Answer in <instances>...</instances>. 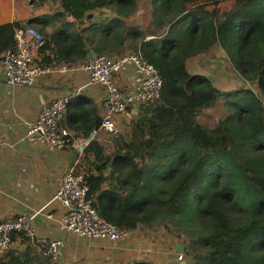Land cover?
<instances>
[{"label":"trees","instance_id":"trees-1","mask_svg":"<svg viewBox=\"0 0 264 264\" xmlns=\"http://www.w3.org/2000/svg\"><path fill=\"white\" fill-rule=\"evenodd\" d=\"M53 1L58 10L37 29L50 64L131 47L163 79L160 98L139 106L129 134L113 137L117 150L107 153L97 139L86 149L76 172L98 214L130 232L162 228L185 246L187 264H264V0H149L144 27L125 21L139 0ZM33 25L0 26V63L16 30ZM215 45L255 90L224 92L189 72L187 61ZM223 97L228 113L203 124ZM81 121L76 133L88 136L102 119L84 109L67 118L72 127ZM30 253L9 252L0 264H53Z\"/></svg>","mask_w":264,"mask_h":264},{"label":"crops","instance_id":"crops-1","mask_svg":"<svg viewBox=\"0 0 264 264\" xmlns=\"http://www.w3.org/2000/svg\"><path fill=\"white\" fill-rule=\"evenodd\" d=\"M58 7V3L53 0H0V26L32 22L33 27L38 29ZM143 12L144 8L141 7L139 14L136 13L125 21L144 27L145 23L140 17ZM130 49L131 47H126L115 53ZM49 55V50L41 51L36 59V64L47 70L37 77L33 86H6L0 63V222L28 214L33 216V228L40 237L64 240L63 254L57 260L52 259L53 264H130L135 260L180 264L177 256L183 254L178 249L181 244L166 232L163 234L162 228H140L131 231L128 239L118 242L88 239L71 234L65 229L67 210L55 199L57 182L71 168L81 170L83 156L70 150H51L42 144L28 141V125L36 120L47 103L73 94L74 97L60 121V127L76 133V128H84V123L77 122L72 127L67 123L69 114L84 109L96 113L102 119L105 114V93L101 86L90 83V74L83 68L87 59L76 64H50ZM226 68L227 59L219 45H215L209 53L187 61L190 73L205 74L213 83L220 85L221 89H230L233 85L232 90L242 89L243 80L238 74L227 72ZM227 82L230 84L227 85ZM118 83L123 90L135 91L139 86V77L131 68H127L119 76ZM141 104L135 103L125 114L115 117L122 138L129 134ZM108 136V133L101 132L97 141L105 147V141L113 140L112 136ZM28 250H31V257L35 253L40 258L47 257L37 248L29 247V242L21 234L14 236L12 246L6 254L12 252L23 255Z\"/></svg>","mask_w":264,"mask_h":264},{"label":"built area","instance_id":"built-area-1","mask_svg":"<svg viewBox=\"0 0 264 264\" xmlns=\"http://www.w3.org/2000/svg\"><path fill=\"white\" fill-rule=\"evenodd\" d=\"M45 44L44 34L32 26L16 30L15 46L3 54L1 62L6 86H33L36 83L37 77L47 70L35 62ZM83 68L90 74V83L101 86L105 93V114L100 126L88 136L61 128L60 121L74 97L73 94H68L43 106L36 120L28 125V141L42 144L51 150H70L84 156L88 146L101 132L112 137L120 133L115 120L117 115L125 114L135 103L154 102L160 98L163 79L159 71L133 49L113 54H91ZM127 68H131L139 77V86L135 91L123 90L118 83L119 76ZM76 171L77 169L71 168L57 182L55 199L67 210L65 229L71 234L88 239H106L110 242L128 239L130 231L107 222L98 214L88 199L89 187L84 182L83 173ZM16 234H21L39 252L53 260L63 254L64 240L40 237L33 228V216L22 214L0 222V258L9 251ZM184 260L183 254L177 256L179 263Z\"/></svg>","mask_w":264,"mask_h":264},{"label":"rangeland","instance_id":"rangeland-1","mask_svg":"<svg viewBox=\"0 0 264 264\" xmlns=\"http://www.w3.org/2000/svg\"><path fill=\"white\" fill-rule=\"evenodd\" d=\"M223 1V0H222ZM139 2H140V4H141V7H143V8H145V6H147L148 5V3H149V0H139ZM140 17L141 18H144V12L142 13V14H140ZM223 53H224V55H225V57H226V59H227V68H226V70H227V72H231V73H233L234 75H236V74H238L234 69H233V67H232V65L230 64V62H228V58H227V55H226V53L223 51ZM214 69V68H213ZM191 74H194V73H191ZM199 75H203V76H205V77H207L205 74H199ZM240 77V76H239ZM242 81V80H241ZM243 82V81H242ZM230 84V82H227V85H229ZM243 84V86H242V88H245V87H247V88H253V87H251V86H247L246 84H244V82L242 83ZM220 90H222V91H224V92H227V91H230V90H232L231 88H233L234 87V85L230 88V89H224V88H222L221 89V87H220V85H218V84H215ZM241 89V88H240ZM254 89V88H253ZM235 90V89H234ZM237 90V89H236ZM255 90V89H254ZM258 90H256V93H258L257 92ZM259 94V96L261 97V98H263L262 96H261V94L260 93H258ZM263 100H264V98H263ZM228 113V106H227V104H226V99L223 97V98H221V99H219V101L217 102V105H216V107L214 108V109H211L206 115H204L203 117H202V122H203V124H205V125H207V126H212L213 124H214V122L218 119V118H221V117H224L226 114ZM109 138H111V136H108ZM113 138V137H112ZM115 140V142H113ZM116 139H114L113 138V140L112 141H110V142H108V141H105V147H106V150L108 151V152H111V151H113L114 149H116V148H118V146L119 145H117L116 146ZM163 234H166L165 233V231H164V233ZM176 240V239H175ZM178 255V254H177ZM184 262V261H183Z\"/></svg>","mask_w":264,"mask_h":264},{"label":"water","instance_id":"water-1","mask_svg":"<svg viewBox=\"0 0 264 264\" xmlns=\"http://www.w3.org/2000/svg\"><path fill=\"white\" fill-rule=\"evenodd\" d=\"M76 155H77V153H76ZM178 249H179V251L180 252H182V253H184L185 252V246H183V245H179L178 246ZM180 264H187L185 261L184 262H181Z\"/></svg>","mask_w":264,"mask_h":264}]
</instances>
